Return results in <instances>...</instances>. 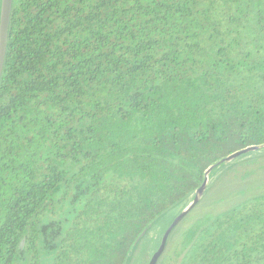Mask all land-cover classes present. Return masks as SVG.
Returning a JSON list of instances; mask_svg holds the SVG:
<instances>
[{
    "label": "trees",
    "instance_id": "1",
    "mask_svg": "<svg viewBox=\"0 0 264 264\" xmlns=\"http://www.w3.org/2000/svg\"><path fill=\"white\" fill-rule=\"evenodd\" d=\"M257 145L264 0H12L0 264H148ZM224 178L156 264H264V147Z\"/></svg>",
    "mask_w": 264,
    "mask_h": 264
},
{
    "label": "water",
    "instance_id": "2",
    "mask_svg": "<svg viewBox=\"0 0 264 264\" xmlns=\"http://www.w3.org/2000/svg\"><path fill=\"white\" fill-rule=\"evenodd\" d=\"M11 8H12V0H0V77L2 74L4 59L6 55V48H7V41H8V27L10 22V14H11ZM264 147V145H257V146H249L246 148H243L241 150L235 151L231 153L230 155L226 156L225 158L219 160L217 163L209 166L204 173V178L202 184L199 186V188L196 190L195 196L193 200L177 215L174 217L172 222L168 225L166 230L164 231L160 244L157 248V250L153 253L151 256L148 264H156L159 257L164 251V248L166 246V241L168 236L170 235L171 231L180 223V221L191 211V209L198 203L200 198L203 195V192L206 188L207 182H208V175L210 171L217 165L221 163H226L231 160H233L236 157L241 156L242 154H245L249 151L256 150L259 148ZM22 243V242H21Z\"/></svg>",
    "mask_w": 264,
    "mask_h": 264
},
{
    "label": "rangeland",
    "instance_id": "3",
    "mask_svg": "<svg viewBox=\"0 0 264 264\" xmlns=\"http://www.w3.org/2000/svg\"><path fill=\"white\" fill-rule=\"evenodd\" d=\"M227 180H228L227 178H226V180H225V178L222 179V181L218 184L217 187L212 188L211 190H208V191H206V189H207V185H206V188H205V190L203 192L205 195L203 194L199 206L196 209H194L189 215L187 214L188 216L186 215L180 221V223H179L180 225L179 226L191 221V218L194 217L195 215H197L198 213H200L202 211H209V209H211L213 204H214L213 200L215 201L217 198L222 196L223 193H225L224 192L225 191V184H226ZM243 185H244L243 182H241L240 180H236L230 186V189L232 188L231 190L233 191V190H236L238 188L243 187ZM227 190H229V189L227 188ZM181 211L182 210H181L180 204H176V205L172 206L167 211L166 216H165L166 218L164 217V221L163 222L166 223L167 221H170L172 218L177 216Z\"/></svg>",
    "mask_w": 264,
    "mask_h": 264
}]
</instances>
